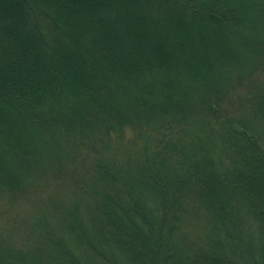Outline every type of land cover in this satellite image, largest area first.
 Here are the masks:
<instances>
[{"label":"trees","instance_id":"trees-1","mask_svg":"<svg viewBox=\"0 0 264 264\" xmlns=\"http://www.w3.org/2000/svg\"><path fill=\"white\" fill-rule=\"evenodd\" d=\"M0 264H264V0H0Z\"/></svg>","mask_w":264,"mask_h":264}]
</instances>
